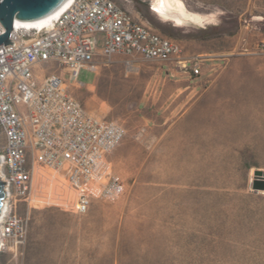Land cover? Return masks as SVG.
I'll return each mask as SVG.
<instances>
[{
	"label": "rangeland",
	"instance_id": "obj_1",
	"mask_svg": "<svg viewBox=\"0 0 264 264\" xmlns=\"http://www.w3.org/2000/svg\"><path fill=\"white\" fill-rule=\"evenodd\" d=\"M143 1L114 0L177 42L199 74L139 58L100 70L92 90L94 74L82 70L72 94L126 129L108 156L125 192L85 214L9 198L28 234L0 264H264V0H182L214 16L205 27H176ZM41 174L35 199L73 201Z\"/></svg>",
	"mask_w": 264,
	"mask_h": 264
},
{
	"label": "built area",
	"instance_id": "obj_2",
	"mask_svg": "<svg viewBox=\"0 0 264 264\" xmlns=\"http://www.w3.org/2000/svg\"><path fill=\"white\" fill-rule=\"evenodd\" d=\"M36 35H43V43H33ZM10 43L0 45V170L6 197L78 214L87 213L94 201L116 202L124 194L108 156L126 135L121 123L96 117L72 94L70 86L82 87L76 83L80 72L94 73L125 55L129 67L139 58L175 61L189 75L199 74L198 67L179 59L177 42L135 20L114 0H70L37 27L15 28L14 20ZM39 171L50 186L72 192L73 201L57 202L51 192L43 201L35 199ZM27 234V219L7 208L0 220V251L10 243L24 245Z\"/></svg>",
	"mask_w": 264,
	"mask_h": 264
},
{
	"label": "water",
	"instance_id": "obj_3",
	"mask_svg": "<svg viewBox=\"0 0 264 264\" xmlns=\"http://www.w3.org/2000/svg\"><path fill=\"white\" fill-rule=\"evenodd\" d=\"M68 0H0V24L4 33L0 35V45H12L10 35L14 20L18 22H33L47 18L58 11ZM151 9V0L143 1ZM0 164L2 160L0 158ZM264 188V186H263ZM4 182L0 179V215L5 209Z\"/></svg>",
	"mask_w": 264,
	"mask_h": 264
},
{
	"label": "bare ground",
	"instance_id": "obj_4",
	"mask_svg": "<svg viewBox=\"0 0 264 264\" xmlns=\"http://www.w3.org/2000/svg\"><path fill=\"white\" fill-rule=\"evenodd\" d=\"M69 1L70 0H68L58 11H56L49 17L41 19L39 21L23 23L15 20V28L37 27L39 25H42L45 22H47L51 17L58 15L59 12L65 8V6ZM151 10L160 20L171 22L176 27H184V26L205 27L206 25L212 22L214 17L210 14L204 15L188 10L182 0H151ZM33 43L34 44L43 43V35L33 36ZM0 179H2L1 170H0ZM7 200L8 198L5 196L3 200V204H5V209L0 215V220L7 211Z\"/></svg>",
	"mask_w": 264,
	"mask_h": 264
},
{
	"label": "crops",
	"instance_id": "obj_5",
	"mask_svg": "<svg viewBox=\"0 0 264 264\" xmlns=\"http://www.w3.org/2000/svg\"><path fill=\"white\" fill-rule=\"evenodd\" d=\"M138 60V59H137ZM137 60L136 61H134V62H132V63H130V64H132V67H130V68H135V63L137 62ZM114 62H121V63H123V65H125L126 67H129L128 66V57L127 56H125V55H116L115 57H114V61H113V63ZM112 63V64H113ZM110 66V65H109ZM109 66H103V65H100L99 67H98V69H97V71L96 72H94L93 74H94V80H93V82L91 83V84H89L88 86H90V89H92L93 90V85L96 83V80H97V75H98V72L100 71V70H102L103 68H107V67H109ZM186 84V83H185ZM82 87H84V86H82ZM81 87V88H82ZM184 87H187V85H184ZM91 112V111H90ZM92 114H93V112H91ZM96 117H98V118H101V119H105V118H102V117H99V116H97V115H95ZM106 120H111V119H106Z\"/></svg>",
	"mask_w": 264,
	"mask_h": 264
},
{
	"label": "trees",
	"instance_id": "obj_6",
	"mask_svg": "<svg viewBox=\"0 0 264 264\" xmlns=\"http://www.w3.org/2000/svg\"><path fill=\"white\" fill-rule=\"evenodd\" d=\"M159 30H161L159 27H157ZM161 32H163V33H165V34H167V35H169V36H173V34H171V33H168V32H165V31H163V30H161Z\"/></svg>",
	"mask_w": 264,
	"mask_h": 264
}]
</instances>
